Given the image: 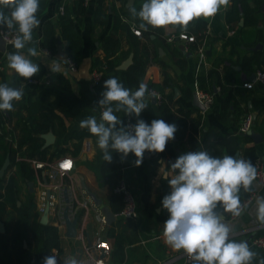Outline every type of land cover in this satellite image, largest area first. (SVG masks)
Returning a JSON list of instances; mask_svg holds the SVG:
<instances>
[{
	"label": "crops",
	"instance_id": "crops-1",
	"mask_svg": "<svg viewBox=\"0 0 264 264\" xmlns=\"http://www.w3.org/2000/svg\"><path fill=\"white\" fill-rule=\"evenodd\" d=\"M69 1L68 4L71 11H73L76 2L75 0ZM247 1L251 6H256V4L258 6V23L255 25H245L243 17L237 22H229L227 20L226 13L232 6L231 0H229L227 6H221L215 16L200 17L206 22L204 31H199L194 24L198 18L191 21L186 28H182L179 25L153 28L149 25L146 32L153 39L149 44L152 50L157 49V54L153 53L152 55V61L146 69L144 81L148 86H151L152 83L163 82V68L158 62V60H162L167 65V72L174 77L176 82L182 85L187 81L192 91H195L196 74L199 70L201 68L212 69L216 66L215 68L219 71L222 81L236 87L248 100V108L255 118L253 129L260 136L258 141H255L254 137L249 134L250 139H237L238 135L243 134L240 131V124L244 113L239 115L234 114L233 110H228L227 113L223 114L222 118L220 117L221 103L224 96L220 83L215 76L212 77L213 83L210 84V91H208L215 95V100L212 106L206 110L194 104L193 92L190 98L184 97L182 88L178 84L167 86L165 92L169 93L173 101H175V104H173L174 109L178 107V103H182L185 107L193 108L190 118L200 115V124L198 125L200 132L214 128L215 131L222 132L225 135L224 138L217 139V158H223L224 155L233 156L238 153L239 158L244 159V149L255 145L258 159L264 163V108L254 107L252 101V98L256 95L264 97V84L250 77L256 70L244 69L241 63L244 56L259 52L261 56V66L259 67L264 68V0ZM103 2L106 22H94L97 0H85V14L80 20L75 21V27L83 41V59L76 72L71 73L67 69L66 57L68 55L65 51V40L62 38L57 26L59 0H48L46 9L36 14L40 20V25L33 30V40L26 44L24 49L19 50L23 55L39 65V72L31 77L32 79L40 80L38 83L30 81V78L20 77L8 67L7 55L18 51L14 48L13 43L6 42L3 48L0 47V83H8L9 86L20 88L24 94L35 88H45L52 91L50 99H53L54 94L58 93L70 102L72 114L61 113L66 124V131L60 134L61 130L57 123L56 130H48L55 135L54 141L49 144L45 143L46 138L43 136V133L48 131L39 135L44 138V147L57 144L65 149L60 156L72 155L75 158L74 169L65 175L58 176L56 179L61 189L59 191L52 189L49 211L47 212V223H43L41 219L45 213L48 201L46 197L47 188L52 186L54 182L50 179L48 173L53 167L51 163L54 164L58 157L52 161H46L28 157L25 154L26 145L19 147L18 142L22 135L19 125L21 114L24 113L26 115L27 111L13 106L11 118L6 119L3 127H0V142L1 137L10 142L13 146L12 151L16 149L15 160H25L30 163L33 169L31 172L35 174V178L24 177L17 165L10 166V156L12 154H8L7 158H9V161L3 175L4 173L6 175L17 174L18 197L16 206L10 205L5 213L0 216V232L2 234L0 254L6 264H42L43 255L47 251L44 245L45 236L43 233L45 224L57 225L59 228L61 254L64 264L65 259L68 260V264H70V261L73 264H97L96 260L99 258L104 260V264H158L164 260H167L166 264H182L183 262L182 256L170 259V256L181 252L182 249L179 251L174 250L165 244L163 238V225L169 218V213L163 209L161 201L165 195L171 192V188L167 181L160 178L159 170L162 166L161 161L164 162L165 166H168L170 161L172 162L169 154L162 156L158 161V165L154 167L151 161V153L148 151H145L142 163L139 166L135 164L136 157L134 154L129 153L127 158L121 161V155L116 152L123 177L134 190L141 210L138 218L130 219L117 214L121 209L116 212L111 207L110 198L114 192V187L109 183H103L100 177V166L104 159L102 151L97 146V138L93 135L85 136L81 141L82 147L80 151L74 154L75 143L79 141L78 138L74 137V131L80 128V120L92 115L97 117L98 122L100 120V106L98 104L100 99L92 82L94 70L92 61L95 56H99L102 59L106 56L102 40L105 35L112 32L115 9L127 13L123 16L126 22L124 27L120 28L116 34L121 39V46L113 58L120 61L118 65V68L121 69L120 82L126 88H129L124 70L133 62L134 51L132 50L127 57L121 55L131 45L129 42V31H127L125 25L128 24L130 29H132V26L139 28L141 21L130 15L129 8L135 6L139 10L144 0H103ZM48 19H51L58 28V46L55 53H51L44 45L43 25L45 20ZM242 20L243 24L241 23ZM141 30V33H143L144 30ZM180 32L195 35L196 40L188 41L180 38L178 37ZM172 34H175L176 37L173 40H169L168 37ZM198 35H200L199 38ZM202 43L205 45L203 58L198 52V47ZM29 47H35L38 55L35 57L28 56L27 49ZM175 48L182 50L184 54H177ZM126 60H129V64L125 68H120V65ZM56 66H58L59 70L51 71V68ZM58 72L69 79L71 91H68L59 81L50 82L47 77L43 76V74L45 76L55 75ZM246 80L256 82L253 87L245 88L243 82ZM207 85L209 86V84ZM238 97L240 98L241 96L238 95ZM145 100L152 104L154 103L156 119H163L158 108L159 101L158 99L156 102L152 101L150 91H148ZM241 104H244L243 101ZM57 112L59 113V111ZM177 114L181 113L177 112ZM120 116L124 123L126 114L121 111ZM190 118H188L189 123L191 122ZM189 129L187 128L183 137L175 133L173 142L179 155L183 154L180 143L187 139L190 132ZM86 143H90V148H85ZM12 153L14 154V152ZM47 156L48 158L51 157V150ZM36 161H43L45 166L38 168L35 165ZM140 166L141 168H139ZM152 170L154 171L153 173H151ZM64 185L69 186L73 198L71 213L73 216L79 217L75 236L66 235V224L62 220V209L65 205L62 196ZM242 189L244 190L243 186L240 187L239 193ZM91 192L101 200L99 203L91 197ZM245 192L250 195L249 199L252 200V204L238 216L224 211L219 204L216 208L217 214L233 228L232 233L229 235V240H235L236 242L240 240L246 241L250 236V232L246 230L259 224L256 198L264 196V185L255 179L250 190ZM33 200L37 204L39 224H35L33 217L28 213L30 203ZM244 201H240L241 209L246 205ZM107 209H112L116 215V219L110 225L106 221L105 211ZM34 211L32 210V212ZM100 215H104L105 219L101 220L99 218ZM114 225L117 232L124 234L123 257L122 253L115 250V236L111 235V229ZM98 237L109 241L111 244L109 252H104L96 245V241L99 240ZM251 242L252 240L250 239L248 241L250 249L257 253L253 261L261 262L264 259V249L256 247ZM193 264H197V262Z\"/></svg>",
	"mask_w": 264,
	"mask_h": 264
},
{
	"label": "clouds",
	"instance_id": "clouds-1",
	"mask_svg": "<svg viewBox=\"0 0 264 264\" xmlns=\"http://www.w3.org/2000/svg\"><path fill=\"white\" fill-rule=\"evenodd\" d=\"M228 3L229 0H144L139 10L131 6L129 13L141 21L139 28L144 31H148L149 25L153 28L168 25L186 28L201 16H215L221 6ZM5 8L9 10L7 13ZM39 8L40 0H0V25H6L9 30L18 26L12 41L18 51L7 55L8 67L26 79L40 70L39 65L19 51L32 42L33 30L40 25L36 15ZM27 52L31 57L38 55L35 47H29ZM58 70V66L51 68L53 72ZM103 88L105 91L98 104L104 110L99 122L95 115L79 122L81 129H87L97 138L103 159L112 162L110 150L119 153L121 161L131 153L139 166L145 151L164 152L178 130L175 123L153 119L149 124L137 119L129 131V126L114 114L123 111L139 117L147 108V85L140 83L138 89L132 91L118 78L110 77L104 81ZM22 96V89L0 83V110L12 111L13 101H20ZM160 163V178L171 188L161 201L163 209L169 213L163 225L165 244L177 251L183 249L197 264H251L257 253L250 249L247 241L229 240L233 228L215 210L219 204L234 216L240 214V187L249 191L257 177V169L252 162L230 155L214 158L207 151L200 150L187 151L174 162L170 161L168 166L163 161ZM256 211L258 222L264 224V196L256 198ZM42 264H57V258L55 255L45 256ZM65 264H68L67 259ZM260 264H264V259Z\"/></svg>",
	"mask_w": 264,
	"mask_h": 264
},
{
	"label": "trees",
	"instance_id": "trees-1",
	"mask_svg": "<svg viewBox=\"0 0 264 264\" xmlns=\"http://www.w3.org/2000/svg\"><path fill=\"white\" fill-rule=\"evenodd\" d=\"M69 0H59L57 11H59V7L61 4H64V12H58V22L57 26L59 27V31L61 33L62 38L65 40V51L69 57H71L76 64L79 65L82 62V47L83 41L80 33L75 27V21L80 20L82 16L85 14L86 6L85 0H75L76 4L74 5V13L71 11L69 6ZM103 0H97L96 12L94 15V22H106V14L104 12ZM232 6L227 10L226 17L229 22H237L242 17L244 18L245 25H255L258 23V6H251L247 0H231ZM48 5V0H40V8L38 13L43 12ZM7 13L8 9H4ZM127 13L124 11H119L117 9L114 10V20L112 32L105 35L102 40V45L106 52V56L102 59L99 56H95L92 61L93 68H98L103 70V76L100 81L94 85L96 93L99 99L102 98V92L105 91L103 88L104 81L110 77H116L120 81V72L121 69L118 68L120 64L119 59L113 58L114 55L119 50L121 43L120 38L116 35L118 30L124 27V23H126L123 19V16ZM197 29L199 31H204L206 22L201 18H198L197 21L194 22ZM127 31H129V42L130 48L124 50L121 55L126 56L133 50V62L124 70L126 75V80L128 82V86L132 91L138 89L140 83H144V77L146 73V69L149 63L152 61V55L157 54V49L151 48L149 42L153 39L148 32L144 31L141 34H136L134 30L130 29L129 25H125ZM1 30H8L6 25H0ZM198 31V30H197ZM142 32V30H141ZM200 35H198L199 38ZM43 40L44 45L47 49L50 50L51 53H55L57 51L58 46V28L55 26L51 19L45 20L43 25ZM197 43V42H196ZM177 54H184L182 50L175 48ZM160 65L163 68L164 79L162 83H152V89H156V91H161L163 93V99L159 101L158 108L161 111V116L163 120L167 123H175L177 125V134L185 135L187 128H190L189 135L186 140H183L180 145L183 150V153L187 151H207L208 154L214 158L218 157L216 153L217 147V139L223 137L224 134L222 132H217L214 128H209L206 130L199 131L198 125L200 124V115L195 118H190L191 112L193 108L185 107L182 103H178V107L173 108L172 96L169 93L165 92L167 86H171L174 84H178L183 91L184 97L190 98L192 96V89L188 82H184V84H180L175 81L174 77L167 72V65L162 61L158 60ZM242 65L244 69L247 70H256L261 66V56L259 52L253 53L249 56H244L242 59ZM214 66L212 69L201 68L199 72L196 74V81L200 88L210 91V84L213 83L212 77L215 76L217 81L220 83L222 94L224 96L221 103L220 117L222 118L223 114L227 113L228 110L234 111V114L242 115L251 112L248 108V100L243 94L233 85L226 84L222 81L219 71ZM49 81L54 82L55 80L59 81V83L64 86L68 91L70 90V81L64 76L62 73H56L55 75L45 76ZM42 76V77H43ZM40 78V77H39ZM209 84V86L207 85ZM146 85V84H145ZM148 91H150L149 86L147 85ZM52 91L45 88H35L28 93H23V96L20 101H13V106H17L20 110L25 109L27 114L22 113L21 119L19 122L21 137L19 138L18 145L22 147L26 145L25 154L28 157L37 158L40 160L52 161L54 158L62 157L60 156L61 152L64 151V148L59 147V145L47 146L44 147V138L39 134L42 132H46L50 129L56 130L57 123L61 130L60 134H63L66 131V124L63 120V116L61 113H65L66 115L72 114V105L70 102L61 94H54L53 99H50ZM148 95L146 93L145 97ZM238 95L241 97L239 98ZM244 104H241L242 101ZM173 101V102H171ZM253 106L256 108H264V97L256 95L252 98ZM147 103V108L144 109L139 117H136L135 114H132V118L134 123H136L137 119H143L150 124L153 119H156L154 103H150L145 100ZM115 108V103L112 105ZM59 111V113L57 112ZM177 112L181 114H177ZM11 111L0 110V127H3L6 119L11 118ZM121 120V111L114 112ZM188 118L191 119L189 123ZM242 119V118H241ZM123 121V120H122ZM124 124V123H123ZM119 126V125H118ZM242 135H238L237 139H250V136L247 133L242 132ZM92 135L87 129H76L74 131V137L78 138L79 141L75 143L74 154H77L82 147V139L85 136ZM1 151H0V169L3 166L8 154H12L10 156V166L17 165L18 168L22 171L24 177L34 179L35 174L31 172L33 171L30 163L25 160H15L16 149L12 151V145L10 142H7L4 138L1 137ZM53 148V149H51ZM51 150V157L48 158L47 154ZM14 152V154L12 153ZM112 155V162L109 163L105 160L102 161L100 166V177L103 183H109L112 187H114L120 178L123 177L121 172V165L118 159V155L116 152L110 150ZM151 153V161L153 166L158 165L159 159L166 155H170V160L172 162L179 156L178 150L174 146L173 140L169 141L166 145V149L162 153H158L156 155L155 152ZM64 156V155H63ZM243 158L245 160H250L252 164L255 166V162L258 159V155L256 152V146L251 145L244 149ZM9 166V167H10ZM141 168V166L139 167ZM154 171L152 170L151 173ZM150 173V174H151ZM18 186H17V174H9L0 175V216L5 213L10 205L16 206L17 197H18ZM240 201L249 199L250 195L246 193L243 189L238 194ZM111 207L114 211H118L123 206V196L121 193L114 191L110 198ZM30 209L35 210L32 212ZM216 211V210H215ZM217 212V211H216ZM28 213L33 217L34 223H38V211L37 204L35 200L30 203ZM130 219V218H129ZM44 233V245L46 250L56 247L62 252V247L60 243V233L57 225L45 224L43 226ZM111 235L115 236L116 241V251L122 253V257L124 256V234L122 232H117L116 226L114 225L111 229ZM1 232H0V242H1ZM1 246V245H0ZM2 258V259H1ZM0 264H6L3 260L2 255L0 254Z\"/></svg>",
	"mask_w": 264,
	"mask_h": 264
},
{
	"label": "built area",
	"instance_id": "built-area-1",
	"mask_svg": "<svg viewBox=\"0 0 264 264\" xmlns=\"http://www.w3.org/2000/svg\"><path fill=\"white\" fill-rule=\"evenodd\" d=\"M58 12H60V13L64 12V4L60 5ZM132 29L134 30V32L136 34L138 32H139V34H141V29L134 27V26H132ZM231 31H233V30H231ZM16 34H17V28H13L11 30L8 29L5 31L0 29V35L3 36L7 42H10V43H12ZM175 37H176V35L172 34L171 36L168 37V39L173 40V39H175ZM178 37L187 39L188 41L196 40L195 35H190L186 32H180L178 34ZM198 52L200 53V56L203 58L205 55L204 43H202L198 47ZM66 64H67V69L69 70V72L73 73V72H76L78 70V65L69 56L66 57ZM255 73H256V81L260 82L261 84H264V68H262V67L257 68ZM102 76H103V70L95 68L93 70V80H92L93 84L94 85L97 84L100 81V79L102 78ZM29 80L34 82V83H38L40 81V80L38 81L34 78L33 79L30 78ZM256 81L246 80L243 82V86L245 88H251L254 86ZM195 91L197 92L199 99L205 105L206 109H209L212 106V104L214 103L215 95L212 92H208V91L200 88L197 81L195 82ZM154 93L156 94L158 101H161L163 99V95L161 92L154 91ZM103 110L104 109L100 107V116H101V113ZM254 119H255L254 114L252 112H248V113L244 114L243 118L241 120V124H240V131L247 133L249 130H251L253 128V125H254ZM134 124L135 123L133 121L132 115L126 114L125 120H124V125L129 126L128 127L129 131H131L130 125H134ZM85 148L86 149L90 148V143H86ZM65 164H67L68 166L64 167ZM35 165L38 168H43L45 166V163L43 161H36ZM51 165H53V167L49 171L48 175H49L50 179L54 181L52 183L53 188L55 190L59 191L61 189L60 188L61 186L59 185L58 182H56V179L58 176L65 175L74 169L75 158L72 155H64V156L58 158L54 164L51 163ZM255 167L257 169L256 179L258 180V182L260 184L264 185V163H263V161H261L260 159H257L255 162ZM114 191L121 193L123 196V206L117 214L120 216H123L125 218H138L141 214L138 199L136 197L134 190L128 184L127 180L124 177L120 178L118 183L114 186ZM249 201H250V199H247L244 201V203L247 204ZM99 218L101 220H104L105 216L100 215ZM62 220H63V218H62ZM246 231L250 232V234L253 233V236L251 237V240H252L251 243L258 248L264 249V224H261V223L256 224V225L248 228ZM98 239L99 240L96 241V245L98 247H100L104 252H109L111 250V244L109 243V241L107 239H101L99 237H98ZM49 255H55L56 256L57 264H64L63 256H62V254L58 248L55 247V248L50 249L49 251H46L44 253L43 257L49 256ZM178 256L183 257L182 264H193V263H195L194 260H192L190 257L187 256V254L184 252L183 249L181 252L173 254L172 256H170V259L176 258ZM96 263L97 264H104L105 262L103 259L99 258L96 260ZM166 263H167V260H164V261L159 262L158 264H166ZM251 264H260V262L252 260Z\"/></svg>",
	"mask_w": 264,
	"mask_h": 264
},
{
	"label": "water",
	"instance_id": "water-1",
	"mask_svg": "<svg viewBox=\"0 0 264 264\" xmlns=\"http://www.w3.org/2000/svg\"><path fill=\"white\" fill-rule=\"evenodd\" d=\"M241 23L243 24V20L241 21ZM6 40L3 36L0 35V47H4L3 45L6 44ZM129 64V60H126L125 62H123V64L120 65V68H125L127 65ZM250 77L254 80H256V73L253 72ZM150 88V92H151V97H152V101L153 102H156L157 101V97H156V94L154 93V90L152 89L151 86H149ZM193 102L195 105L199 106L200 108H202L203 110H206V107L205 105L202 103V101L199 99L198 97V94L196 91H193ZM247 134L251 135L254 137L255 141H258L260 136L259 134H257V132H255V130L252 128L251 130H249L247 132ZM43 136L46 138V144H49V143H52L55 139V135L52 131H48L46 133H43ZM234 158H239V154L236 153L233 155ZM8 161H9V158H7L3 164V166L1 167L0 169V175H3V172L8 164ZM52 189H53V186H50L47 188V207H46V210H45V213L43 214L42 216V219L41 221L43 223H47V212L49 211V205H50V197H51V193H52ZM54 190V189H53ZM91 197L97 202L99 203L101 200H99L97 198V196L94 194V193H90ZM62 196H63V200L65 202V205L62 209V218H63V221L65 222L66 224V235L68 236H75L77 234V225H78V220H79V217L78 216H73L71 211L73 209V204H72V196H71V192H70V188L68 185H64L63 188H62ZM252 204V200H250L246 205L245 207L241 210L240 214L244 212L245 209L249 208L250 205ZM105 215H106V221H107V224L110 225L113 223V221L116 219V215L114 213V211L112 209H107L105 211ZM253 236V233L250 234V236L246 239V241L248 242L251 237ZM242 241V240H240ZM239 241V242H240ZM70 264H73L72 261H70Z\"/></svg>",
	"mask_w": 264,
	"mask_h": 264
},
{
	"label": "snow or ice",
	"instance_id": "snow-or-ice-1",
	"mask_svg": "<svg viewBox=\"0 0 264 264\" xmlns=\"http://www.w3.org/2000/svg\"><path fill=\"white\" fill-rule=\"evenodd\" d=\"M67 166H68L67 164L64 165V167H67Z\"/></svg>",
	"mask_w": 264,
	"mask_h": 264
},
{
	"label": "rangeland",
	"instance_id": "rangeland-1",
	"mask_svg": "<svg viewBox=\"0 0 264 264\" xmlns=\"http://www.w3.org/2000/svg\"><path fill=\"white\" fill-rule=\"evenodd\" d=\"M61 176V175H60Z\"/></svg>",
	"mask_w": 264,
	"mask_h": 264
}]
</instances>
